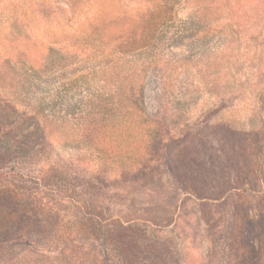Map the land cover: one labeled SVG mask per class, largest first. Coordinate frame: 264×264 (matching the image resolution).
I'll return each instance as SVG.
<instances>
[{
    "label": "rangeland",
    "instance_id": "rangeland-1",
    "mask_svg": "<svg viewBox=\"0 0 264 264\" xmlns=\"http://www.w3.org/2000/svg\"><path fill=\"white\" fill-rule=\"evenodd\" d=\"M0 153V264H264V0H0Z\"/></svg>",
    "mask_w": 264,
    "mask_h": 264
},
{
    "label": "trees",
    "instance_id": "trees-1",
    "mask_svg": "<svg viewBox=\"0 0 264 264\" xmlns=\"http://www.w3.org/2000/svg\"><path fill=\"white\" fill-rule=\"evenodd\" d=\"M33 117L37 118L36 119L37 127L42 129V132L45 134V137H47V135L49 134V131H53V132L56 131V128H53V125H54V122L57 123L58 120L55 117L53 118L51 116L45 115L42 109H37ZM2 155L3 153H0V156ZM0 210H1V207H0Z\"/></svg>",
    "mask_w": 264,
    "mask_h": 264
}]
</instances>
